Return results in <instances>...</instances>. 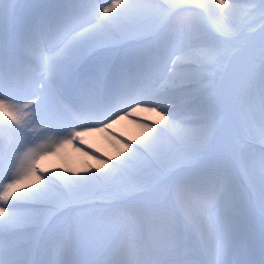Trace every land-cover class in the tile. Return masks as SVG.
Returning a JSON list of instances; mask_svg holds the SVG:
<instances>
[{"label":"snow or ice","instance_id":"snow-or-ice-1","mask_svg":"<svg viewBox=\"0 0 264 264\" xmlns=\"http://www.w3.org/2000/svg\"><path fill=\"white\" fill-rule=\"evenodd\" d=\"M14 11L0 0V264H264V0H33L5 32ZM141 106L159 121L101 169L36 167V125L77 139Z\"/></svg>","mask_w":264,"mask_h":264},{"label":"bare ground","instance_id":"bare-ground-1","mask_svg":"<svg viewBox=\"0 0 264 264\" xmlns=\"http://www.w3.org/2000/svg\"><path fill=\"white\" fill-rule=\"evenodd\" d=\"M20 1H22V3H20ZM11 2L14 4L16 11L13 12L10 18H6L2 22L5 32L12 31V29L16 31L21 19L25 16L28 8L31 7L33 0H11ZM17 4H19V6H17ZM133 47L137 46L128 45L127 48L109 50L100 55L115 57L122 55L128 48ZM150 107L151 106H141L135 112H132L131 115L121 114L119 119H115V122H108L111 125L110 128L99 124L84 125V127H88L85 131H77V128L75 131H77L78 138L74 139L75 141L72 140L71 143L70 141H65L66 143H56L57 145L54 146L51 145L53 144L51 143L52 137H58V142H61L59 140L61 136L51 132L40 133L38 140L28 146L35 149V145L41 146L42 144H50L51 147L49 146L50 152L48 151L49 153L46 154L45 157L44 153L43 156L35 162L36 167H38L41 172H44L45 175L52 172H62L65 175L72 176L87 174L92 170L101 169L104 158L115 159L118 158L119 154L123 153L126 147V141L137 143L150 135L148 128L152 123L159 121V116L157 115L158 109L157 112H153L150 110ZM35 127L43 126L36 125ZM142 127L144 129H142ZM69 131H71V129H69ZM62 135L67 134L64 133ZM43 137H49L48 140L46 139L47 142L43 141ZM122 137L123 139H121ZM29 185L30 182L26 181L24 186L27 187ZM98 199L103 200L104 204H108L116 198L111 196V194H105ZM133 202L134 201H128L127 203L130 204ZM89 209H91V211H89L90 221L103 215L104 207H101L100 204ZM82 212H84V209ZM97 214L99 216H97ZM257 228H259V224H257ZM80 243L87 257L88 251L93 247L90 236L87 234L82 235ZM49 258L50 257L38 256V260Z\"/></svg>","mask_w":264,"mask_h":264},{"label":"rangeland","instance_id":"rangeland-1","mask_svg":"<svg viewBox=\"0 0 264 264\" xmlns=\"http://www.w3.org/2000/svg\"><path fill=\"white\" fill-rule=\"evenodd\" d=\"M20 3H22V1H20ZM17 6H19V4H17ZM16 11V10H15ZM252 27H254V28H256V27H258V25H253ZM246 31H249L250 32V29H248V30H246ZM12 32H14V29H12ZM248 39H250V40H252V41H255V42H259V40H260V35H259V33H257L256 35H249L248 36ZM217 80H219V77H217ZM158 111H159V109H158ZM37 129H40L41 131H40V133L42 134L44 131H43V127H36ZM88 129V127H86V128H83V129H80V130H83V131H85V130H87ZM142 129H144L143 127H142ZM141 129V130H142ZM79 129L77 130V131H80ZM140 130V131H141ZM76 131V132H77ZM45 133V132H44ZM67 134V133H66ZM53 135V134H52ZM51 135V136H52ZM59 136H61L60 137V141L61 142H58V137H52V141H51V143H53V144H51V145H57V144H59V143H66L65 141H70V143L72 142V140L73 141H75L74 139H71V138H65L67 135H59ZM62 137H64V138H62ZM49 139V137L47 138V137H43V141H45V142H47V140ZM38 140V139H37ZM36 141V140H35ZM57 143V144H56ZM68 143V142H67ZM51 145L49 144V145H45V144H42L41 146H37V145H35L36 147H35V149L38 151V155H36V157H35V160H34V163L36 162V161H38L39 160V158L40 157H42L43 156V154H44V157H45V155L46 154H48L49 152H50V147H51ZM50 146V147H49ZM31 147V146H30ZM48 148V149H47ZM49 151V152H48ZM43 152V153H42ZM43 160V159H42ZM37 175H39V173H37ZM107 196H110V195H107ZM101 205V204H100ZM107 205V203H105V204H103V205H101V207H105ZM87 211V212H86ZM89 211H91V209H84V212L85 213H87V215L84 217V220L86 221V222H89L90 221V216H89ZM97 216H99L98 214H97ZM257 224H259V211L257 210ZM87 250V249H86ZM90 251L91 250H89L88 251V254H87V257L86 258H88V259H90V258H96L95 257V255H89V253H90Z\"/></svg>","mask_w":264,"mask_h":264}]
</instances>
